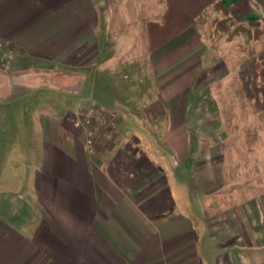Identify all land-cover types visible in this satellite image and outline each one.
Returning a JSON list of instances; mask_svg holds the SVG:
<instances>
[{
  "label": "crops",
  "instance_id": "0c3cea01",
  "mask_svg": "<svg viewBox=\"0 0 264 264\" xmlns=\"http://www.w3.org/2000/svg\"><path fill=\"white\" fill-rule=\"evenodd\" d=\"M170 3L222 19L219 3L235 23L259 24L264 44V0H0V111L23 103L38 135L26 186L0 185L31 189L29 206L0 202V264H201L211 176L191 164L188 126L204 73L227 55L191 28L165 42ZM99 108L119 128L91 152L78 113ZM173 169L199 172L185 182L196 203L172 193Z\"/></svg>",
  "mask_w": 264,
  "mask_h": 264
},
{
  "label": "rangeland",
  "instance_id": "374dc122",
  "mask_svg": "<svg viewBox=\"0 0 264 264\" xmlns=\"http://www.w3.org/2000/svg\"><path fill=\"white\" fill-rule=\"evenodd\" d=\"M201 17L196 27L188 28L197 30L209 48L220 49L227 56L213 60L211 63L215 67L204 73L200 107L195 111V120H191L188 126L194 148L191 164L202 169V174L211 176L205 185L209 189L201 190L211 193L201 201L205 218L202 224L206 225L202 243L195 235L198 256L202 247L201 264H264L262 33L256 27L219 22L213 13ZM241 53L244 55L240 56ZM23 109V103H15L0 111V118H4L6 123L0 121V134H3L0 136L1 186L12 185L16 180L26 186L29 179L32 163L28 147L38 135L34 132V112L30 109V117L25 120ZM78 114L86 113L81 109ZM116 123L115 129L106 127L104 132L111 135L118 130V115ZM169 162L167 167L171 169L174 164ZM180 175L184 176L183 170L165 172L172 193L180 197L185 195L191 203H196L194 191L188 198L185 182L196 183L199 172L191 170L186 179ZM1 186L0 202L4 207L13 210L14 203L16 207L31 205L25 195L31 190L28 187L22 192L14 188L12 191L17 193L13 194ZM188 221L198 223L195 216H190ZM187 264H194V260Z\"/></svg>",
  "mask_w": 264,
  "mask_h": 264
},
{
  "label": "built area",
  "instance_id": "2783aa9c",
  "mask_svg": "<svg viewBox=\"0 0 264 264\" xmlns=\"http://www.w3.org/2000/svg\"><path fill=\"white\" fill-rule=\"evenodd\" d=\"M6 49L4 44L0 42V51ZM8 55H11V50H7ZM98 114L95 115V112L91 114H84L79 116L80 124L85 128L86 135V146L89 151L92 152V145L95 144L96 140L98 141L101 136L110 137V134H106L104 129L106 127L115 129L117 122V113L112 110H104L99 108L96 111ZM114 132V131H113Z\"/></svg>",
  "mask_w": 264,
  "mask_h": 264
},
{
  "label": "trees",
  "instance_id": "16d2710c",
  "mask_svg": "<svg viewBox=\"0 0 264 264\" xmlns=\"http://www.w3.org/2000/svg\"><path fill=\"white\" fill-rule=\"evenodd\" d=\"M174 8L175 6L170 3L168 4V7L165 11V42L177 35L178 33L182 32L183 30L187 29L188 27H196L198 23H200L202 18L201 16L197 18H190L185 14L183 15L182 13H176L174 11ZM213 10L219 11L222 15H224L222 19L218 20L219 22L225 21L235 24V22L227 15L226 11L219 3L213 5ZM247 26L251 28L256 27L261 31V29L259 28V24L257 23H253Z\"/></svg>",
  "mask_w": 264,
  "mask_h": 264
}]
</instances>
